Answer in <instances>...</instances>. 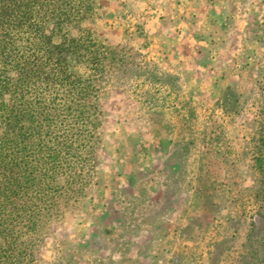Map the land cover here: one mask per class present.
<instances>
[{"label": "rangeland", "instance_id": "374dc122", "mask_svg": "<svg viewBox=\"0 0 264 264\" xmlns=\"http://www.w3.org/2000/svg\"><path fill=\"white\" fill-rule=\"evenodd\" d=\"M82 28L122 64L87 194L29 264H264V0H99Z\"/></svg>", "mask_w": 264, "mask_h": 264}, {"label": "trees", "instance_id": "16d2710c", "mask_svg": "<svg viewBox=\"0 0 264 264\" xmlns=\"http://www.w3.org/2000/svg\"><path fill=\"white\" fill-rule=\"evenodd\" d=\"M99 0H0V264H29L86 196L101 146L100 82L116 50L82 24ZM254 164L264 184V103Z\"/></svg>", "mask_w": 264, "mask_h": 264}]
</instances>
